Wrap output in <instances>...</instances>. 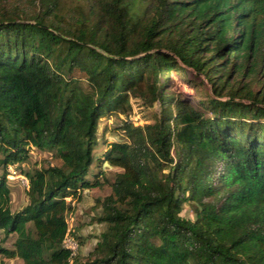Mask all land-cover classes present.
I'll list each match as a JSON object with an SVG mask.
<instances>
[{"label": "trees", "instance_id": "obj_1", "mask_svg": "<svg viewBox=\"0 0 264 264\" xmlns=\"http://www.w3.org/2000/svg\"><path fill=\"white\" fill-rule=\"evenodd\" d=\"M20 1L0 10V231L16 234L12 248L0 239V255L264 264V0H93L67 25L59 0H27L31 12ZM180 63L211 84L210 117L165 92ZM134 95L160 111L124 122L128 140L104 154L122 171L98 200V256L79 262L63 245L67 214L102 185L92 172L104 159L94 153L100 119L129 115ZM33 147L62 164L26 171L29 200L13 211L7 169ZM187 202L194 219L180 215Z\"/></svg>", "mask_w": 264, "mask_h": 264}, {"label": "rangeland", "instance_id": "obj_2", "mask_svg": "<svg viewBox=\"0 0 264 264\" xmlns=\"http://www.w3.org/2000/svg\"><path fill=\"white\" fill-rule=\"evenodd\" d=\"M17 0H0V10L4 7H10L16 4ZM21 8L23 10L27 8L25 3L27 0H21ZM93 0H59L60 11L65 20H62V24L67 25L70 22L75 21L77 14L86 10L90 6ZM139 3H136V7ZM12 8V7H10ZM27 9H30L29 7ZM26 10V9H25ZM33 9H30L31 12ZM264 78V76H262ZM165 80V92L173 95L188 105L196 107L200 110L204 116L210 117L211 111L206 107L209 100V94H211V84L208 82L204 74L196 72L191 67L180 63V67L177 70L172 71ZM248 78L244 79L247 81ZM255 90H261L259 83L254 84ZM224 95L221 99H227ZM130 102L132 105V112L129 115L124 113H110L102 117L98 126V142L95 146L94 153L98 157L104 159H98L96 164L92 167V172H95L99 176V180L102 185L91 189L82 191V195L78 199L73 200L75 209L73 212L67 214V221L69 224V236L71 237V230H75L80 235L81 246L77 251L79 262H89L98 256V245L101 240L102 233L107 228V223L99 221L101 214V207L98 204V200L104 199L106 196L112 194V182L114 181L116 174L122 171V168L113 166L106 160L105 153H107L110 145L114 142H124L128 140V136L123 130V124L126 121H131L135 126L142 125L147 122H154L157 114L160 111L159 102H155L153 105H148L139 96H131ZM175 112V109H173ZM2 155L0 153V159ZM62 161L50 150H40L32 148L29 157L23 162H17L11 164L7 171L10 172L8 177V184L11 189V202L10 206L13 211L19 210L24 207L28 200L29 180L25 175V172L34 168H43L48 165H61ZM4 167L0 164V174ZM22 172V173H21ZM88 178L92 179V176ZM71 198L68 197L67 200ZM180 215L184 218H195V213L191 203H185ZM2 245L12 248L16 234L5 237L3 231H0V239ZM76 254V255H77ZM0 264H23V260L20 257L8 258L0 255Z\"/></svg>", "mask_w": 264, "mask_h": 264}, {"label": "built area", "instance_id": "obj_3", "mask_svg": "<svg viewBox=\"0 0 264 264\" xmlns=\"http://www.w3.org/2000/svg\"><path fill=\"white\" fill-rule=\"evenodd\" d=\"M69 232L66 234L64 240H63V245L64 247L68 248L71 250L72 256L77 254V251L79 250L80 247V241L75 238L74 236H69Z\"/></svg>", "mask_w": 264, "mask_h": 264}]
</instances>
